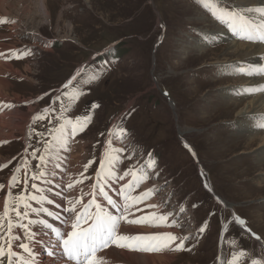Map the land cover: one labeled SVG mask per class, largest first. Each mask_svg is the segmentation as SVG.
Returning <instances> with one entry per match:
<instances>
[{"label":"rangeland","instance_id":"rangeland-1","mask_svg":"<svg viewBox=\"0 0 264 264\" xmlns=\"http://www.w3.org/2000/svg\"><path fill=\"white\" fill-rule=\"evenodd\" d=\"M46 2L48 17L38 0H7V14L0 12V45L8 48L3 58L11 67L1 78L9 83L8 98H0V112L8 123L0 130L10 135L0 141L4 205L12 175L20 179L11 189L14 195L35 194L34 183L48 191L42 177H31L46 171L51 151L45 152V147L52 143V133L65 117L77 120L87 115L90 123L71 137L80 144L86 183H96L109 140L122 150L120 175L132 167L145 170L149 179L136 192L155 193L143 203L145 213H172L169 222L176 220L178 226L163 227L161 233L189 237L184 244L191 250H171L175 258L170 264H229L237 252L245 253L244 264H252V259L264 262V163L258 162L264 158L258 155L261 143L248 140L264 135V128L258 127L264 118L246 119L250 123L241 125V117L245 120L255 110L238 113L250 101L243 92L249 79L261 84L264 76L241 74L238 67H248L244 61L227 60L230 42L264 44L240 40L196 0ZM245 2L221 0V7L254 8ZM13 52L29 54L17 59ZM259 58L264 66L262 54ZM73 76L79 90L75 99L63 95L71 93L64 85ZM231 89L234 100L224 96ZM232 101L242 105L234 108ZM45 108L53 110L44 119H34ZM118 129L124 130L123 138ZM152 162L154 167H149ZM92 191L81 196L82 204L88 203ZM150 204L158 207H147ZM11 216L15 220V213ZM34 216L30 218L37 219ZM234 217L243 220L242 227L254 237ZM65 218L71 231L72 216ZM32 231L49 232L40 225ZM13 232L25 234L20 229Z\"/></svg>","mask_w":264,"mask_h":264},{"label":"snow or ice","instance_id":"snow-or-ice-1","mask_svg":"<svg viewBox=\"0 0 264 264\" xmlns=\"http://www.w3.org/2000/svg\"><path fill=\"white\" fill-rule=\"evenodd\" d=\"M196 2L209 11L215 20L225 25L240 40L264 44V6L235 10L229 9L227 6L221 7V0H196ZM28 54L12 53L17 59H21ZM4 55V53L0 52V57H4ZM238 71L244 75L264 76V66L249 65L247 68L238 67ZM77 75H79V72ZM75 79L76 77L74 76L64 85V88L72 90L71 93H63L64 96L70 95L72 99L77 97L79 90L73 86V80ZM246 91L252 94L256 91H264V88L257 87ZM7 107L10 108L11 105ZM52 110L51 108H45L43 114L38 115L34 119H44ZM90 121L91 117L87 115L77 120L65 117L60 127L52 133V143L45 147V152H50L56 148H67L69 138L82 131ZM258 127L264 128V123L259 124ZM118 133L123 138L124 130L118 129ZM37 135L42 134L38 133ZM120 151L122 150L113 147V141H108V147L102 155L99 171L96 173V184L93 185V191L90 193L91 199L87 204L81 203L82 198L75 201H67L64 212L72 216L71 231H63L44 219H31L30 216L33 213L36 216L45 213L47 216L53 217V219H60V217L54 216L51 211L43 206L45 202L51 204L52 201L42 194L44 190L35 183L32 184V188L37 193H41V195H14L11 189L20 183V179L17 175H12L3 213L0 214V264H14V260L18 264H36V253L30 247V243L36 235L32 231V226L34 225H40L54 234L55 243L51 247L62 249L60 258H66L65 264L67 262H73V264H105L104 259L98 254L111 245L140 252H156L167 248H171L173 251H190L191 249H186L184 244L189 239L187 236L179 237L173 233L150 235H125L120 233L121 224L125 221L128 224H148L152 227L178 226L176 220L169 222V217L172 213L159 214L158 212H153L138 218H129L135 215V211H142L138 206L149 200L154 195V192L153 190H148L137 195L133 194L142 183L149 179V176L145 170H137L134 167L129 168L122 175H118L116 165L122 163L119 155ZM33 156H35V153H33ZM39 159L41 163H45L44 156L39 157ZM6 166L4 165V167ZM149 167H154V162L150 163ZM19 171L20 169L17 168L16 172ZM45 175L46 173L42 171L39 176L33 175L31 178L36 180ZM128 176L131 177V180L119 189L121 202L118 203L105 191V185L110 184L112 181L123 180ZM3 187L0 184V189ZM72 187V183L67 184V188L71 189ZM97 190L99 195L107 202V205L114 209L115 212L110 211L107 207L97 202ZM29 201H34L41 205L40 208H34ZM77 206H79V210H77ZM148 207L157 208L158 206L148 205ZM11 213H15V220H13ZM234 219L241 225L245 224L239 217H234ZM25 220L28 222L24 223ZM61 222L65 227L69 224L67 218ZM13 229L23 230L25 233L23 240L27 242L21 241V236L14 234ZM200 231H204V228L201 227ZM256 239L259 240L260 238L257 236ZM13 241H21L17 246L23 250V253L27 254L26 256L13 250ZM177 241L179 242L177 243ZM172 245L175 246L172 247ZM48 255L53 256L54 252L49 250ZM244 256L245 253L243 252L233 253L229 264H244ZM252 264H264V262L252 259Z\"/></svg>","mask_w":264,"mask_h":264},{"label":"bare ground","instance_id":"bare-ground-1","mask_svg":"<svg viewBox=\"0 0 264 264\" xmlns=\"http://www.w3.org/2000/svg\"><path fill=\"white\" fill-rule=\"evenodd\" d=\"M6 1L7 0H0V12L4 15L7 14L6 13L7 12L6 11V9H7ZM246 2L249 3V6L252 5L254 8L257 6L258 7L264 6V0H246ZM38 4L42 7V10L44 11L45 15L48 17L49 11L47 8L48 4H47L46 0H38ZM228 35H229L228 33L227 34L222 33V36H224L225 38ZM205 39H206V37H205ZM1 45H0V52L4 53L5 54L4 56L6 57L7 54L9 53L6 51V49H8V48L6 47V49L3 50ZM259 45L257 44V46H252V45H247L244 43H237V42L231 43L230 42L231 47H229V49L232 48V51H230L228 54L231 55V58H228L227 60L230 61L231 59H234V60L236 59V62L243 60L244 64L247 66H249V65H257L258 66V64H259V66H263V63H261L262 61L259 58V55L262 54V57L264 58V46H259ZM233 55H235L236 58L235 57L233 58ZM247 61H249V62H247ZM233 66H236V65H233ZM9 67H10V64L7 65L6 60H4L3 57H0V98H4V99L8 98L7 97L8 96L7 88L9 86V83H7L5 80H3L1 78L5 75V73L8 74V72H6V71L8 70ZM232 70H233V68H232ZM243 78H245V77H243ZM250 79H249V82L247 83V86L244 87V91H243L246 95H248V96H245V97H248L246 99H250V101L245 102V104L246 103L247 104L243 108H240V105H242V103H240V102L236 103L235 102V104H234L232 101V104H234L232 107H234V108L239 107L241 109L240 112H238L239 114L243 113V112H245V113L251 112L252 113V111H249V110H251V109L255 110L251 115L245 114L246 115L245 120H244V116L241 117L242 121L239 122V124H241V125H244V122L246 121V119H247V121L252 122L253 120L258 121L259 119L264 118V91H256L252 94H249L246 91L247 89H255L257 87L264 88V83L260 84L259 82H257L256 79H251V80ZM262 80H264V79H262ZM241 81H242V78H241ZM243 82H245V81H243ZM239 89H241V88H239ZM234 92H235V89L227 90V92H224V93L225 94L228 93V94L227 95L223 94V95L225 97L230 98V100L231 99L234 100V97H233L235 94ZM258 92H261L262 94H259V96H257V97L251 98V97H253L252 95H254L255 93H258ZM244 93H242V94H244ZM237 98H238V96H237ZM6 117H7V115L4 114V111H3V114H1V112H0V129L1 128L4 129L5 126L8 125V123L4 122ZM249 123L250 122H245V124H249ZM253 126L256 127V124H254ZM256 130H258V129H256ZM4 131L7 132V130H4ZM4 131L0 130V141L4 140L3 137H9L10 136L9 134L4 133ZM248 140H250L249 142L252 144L255 143L256 141L261 143L259 146V148L260 147L261 148H260V152L258 151L259 152L258 155H260V157L264 158V135H260L259 137H255V138H248ZM76 144H78V147H77L76 151H74L73 147H75ZM79 145H80L79 143H75V142L71 141V137H70L67 148H64V149L63 148H56V149L52 150L50 152L51 155H49L48 160H47L48 166H47V168H45L46 169V171H45L46 175L44 177H42V180H44L42 183V187L43 188L48 187V191H43L42 194L47 196V198L52 201L51 204L48 203V205H49L48 210L51 211L52 210L51 208H53L56 212L55 211H51V212L53 213L54 216H55V214H60L61 215V217L59 216L60 219H53V217L47 216L45 213H41L39 216H36V214L33 213V215H35L34 217H37V220H39V219L47 220V222H50L54 227H58L63 231H69L67 229V227H65V225L62 224L61 221L63 219H65V216L69 217L70 214L64 212V208L67 206V201L72 200V199H70L71 194H69L70 191L72 190V188L71 189L67 188V184L68 183L73 184L74 189L71 191V193H72L73 197H75L76 200L81 198L82 195L84 197H87L89 190L90 191L93 190V185L96 184V183H94L92 186L91 185L88 186V184L86 183L87 179H86L85 175L82 174L83 172L81 170L83 168V164H84L85 160L81 156L82 154L80 155V152L77 151L79 149ZM69 150H72L73 152H71ZM56 158L60 159L61 161L56 160ZM57 162H59V164H57ZM258 162H259V164H260V162L264 163V162H262V160H260ZM57 165H58V167H57ZM121 170H122L121 169V163H119L116 165V171H117L118 175H120ZM51 171L52 172L56 171L57 174L54 172L52 173ZM95 176H96V174H95ZM129 177L130 176H128L124 179L125 184L130 182L131 178H129ZM74 181H77V185L74 183ZM123 182H122V180L112 181V182H110V184L107 185L108 190L105 187V191H107L108 194L110 196H112V198L114 200H116L118 203L121 202V197L119 195V189L122 187ZM75 185H76V187H75ZM146 185H147V183L144 186L146 187ZM40 186H41V184H40ZM148 190H150V189H147V191ZM35 192H36V190H35ZM133 194L137 195V192L135 191ZM35 195H41V193L36 192ZM151 199H152V197H151ZM89 200L90 199H88V201ZM97 202H99L103 206L107 207L110 211L115 212L114 209H112L109 205H107V202L103 199V197L99 195L98 190H97ZM45 203H44V205H45ZM34 204H35V207L37 206V208H40V206H41V205L37 204L36 202ZM3 206H4V203L2 202V200H0V207L2 208ZM144 206H145L144 204L139 205L138 207L140 209H142V211H135V215L130 216L129 218L133 219V218H138V217L143 216V215H148L145 213L146 207H144ZM78 208L79 207H77V210H79ZM142 212H144V214H141ZM149 214H151V213H149ZM70 224H71V222H70ZM121 226L122 227L120 228V233L125 234V235H150V234H147V231H148L147 228L148 227L152 231L151 234H158V233H161V231H165L163 229V227H152V226H149L148 224H128L126 221L122 222ZM241 227H242V225H241ZM69 228L71 230V226ZM242 228H244V226ZM17 235L21 236V241L27 242V241L23 240L25 234H17ZM52 235L53 234L51 233L50 230H49V232L36 233L34 240L30 243V247L32 248L33 252L36 253V264H65L66 259L60 258V256L51 257L47 254H44V251H43L44 247H48L47 251L52 250L54 252V254L57 255L59 247H57V248L51 247V245L53 243H55V239L53 238ZM21 241H13V244H12L13 250L26 256L27 254L23 253V250L17 246ZM163 250L156 251V252H140V251L129 250L127 248H118L115 245H111L107 249L100 252L98 255L104 259L105 264H170L174 260L175 256L171 255V248L166 249L168 256L165 255V251H163ZM14 264H18V262L14 260ZM67 264H73V262H67Z\"/></svg>","mask_w":264,"mask_h":264}]
</instances>
